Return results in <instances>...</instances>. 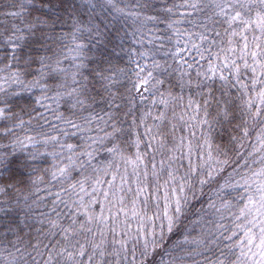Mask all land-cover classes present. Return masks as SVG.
Instances as JSON below:
<instances>
[{
    "label": "snow or ice",
    "instance_id": "1",
    "mask_svg": "<svg viewBox=\"0 0 264 264\" xmlns=\"http://www.w3.org/2000/svg\"><path fill=\"white\" fill-rule=\"evenodd\" d=\"M0 264H264V0H0Z\"/></svg>",
    "mask_w": 264,
    "mask_h": 264
},
{
    "label": "trees",
    "instance_id": "2",
    "mask_svg": "<svg viewBox=\"0 0 264 264\" xmlns=\"http://www.w3.org/2000/svg\"><path fill=\"white\" fill-rule=\"evenodd\" d=\"M119 56H120L119 62L121 64V66H124V64L127 62L126 54L125 53H120ZM218 139H219V137H218ZM225 139H226V137H225Z\"/></svg>",
    "mask_w": 264,
    "mask_h": 264
}]
</instances>
